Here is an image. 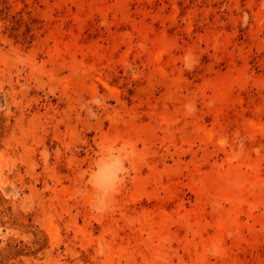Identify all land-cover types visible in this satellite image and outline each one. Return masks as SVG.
I'll return each instance as SVG.
<instances>
[{
	"label": "rangeland",
	"instance_id": "rangeland-1",
	"mask_svg": "<svg viewBox=\"0 0 264 264\" xmlns=\"http://www.w3.org/2000/svg\"><path fill=\"white\" fill-rule=\"evenodd\" d=\"M0 264H264V0H0Z\"/></svg>",
	"mask_w": 264,
	"mask_h": 264
},
{
	"label": "clouds",
	"instance_id": "clouds-1",
	"mask_svg": "<svg viewBox=\"0 0 264 264\" xmlns=\"http://www.w3.org/2000/svg\"><path fill=\"white\" fill-rule=\"evenodd\" d=\"M117 186H118V182H113V184L110 186V188L106 190V196L109 193H114L117 189Z\"/></svg>",
	"mask_w": 264,
	"mask_h": 264
}]
</instances>
